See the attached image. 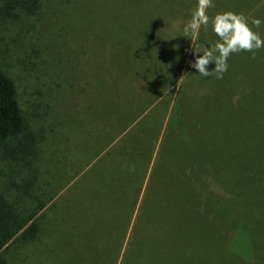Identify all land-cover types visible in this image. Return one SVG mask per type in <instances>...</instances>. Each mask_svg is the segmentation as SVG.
I'll list each match as a JSON object with an SVG mask.
<instances>
[{
	"label": "rangeland",
	"instance_id": "1",
	"mask_svg": "<svg viewBox=\"0 0 264 264\" xmlns=\"http://www.w3.org/2000/svg\"><path fill=\"white\" fill-rule=\"evenodd\" d=\"M232 2L236 8L243 6V15L253 31L264 39V0ZM114 3L108 0L99 5L102 18L94 28L100 31L96 33L97 38H92L89 27L84 29L75 22L65 26L58 37L40 34V44L46 51L36 69L38 78L31 79L35 85L28 88V95L23 94V98L29 103L41 102L43 111H48L46 104L53 110L49 116L53 130L46 143L47 152L41 159L42 178L50 179L47 195L59 189L68 191L59 203L60 210L69 215L84 202L82 195H75L71 185L78 177L73 183L71 178L80 171L86 174L91 166L86 167L87 163L104 147L111 143L114 146L121 140L124 134L116 137L125 129L123 125L132 123L127 129L132 128V138L147 123L155 121L156 131L147 143L136 141L140 150L148 146L143 155L139 158L137 153L128 154L122 160L127 164L124 190L132 198L136 197L137 203L129 212L125 239L114 264H122L132 240L154 166V177L159 179L160 172L165 174L166 190L163 191L167 193L161 195L162 189L156 185L154 196L159 197L156 202L162 204L165 197L170 200L167 214L161 213L156 224L163 227L160 233L167 232L166 238L171 244L161 260L153 258L151 264H264V48L232 54L227 72L222 79H217L215 72L204 77L192 67L196 58L194 47L215 45L218 40L211 27L202 28L193 41L179 38L182 39L180 45L176 39L173 44L177 42V48L175 52L172 50L176 60L169 65L172 68L167 71L159 65L155 73L154 81L158 82L154 84L159 85L158 89L147 93V83L140 85V94L129 103L130 112L122 115L120 125L108 126L97 119L109 95L115 92V89L109 92L108 78L114 71L115 80L122 83L120 77L135 65L121 53L113 55L104 51L102 39L106 42L124 36L122 22L116 26L109 23L108 18L104 19L105 15L116 13L115 9L121 10L120 2L114 0ZM82 8L79 6L73 13L78 15L81 10L86 14L90 9ZM253 19L261 21L259 28L251 24ZM156 39H150L155 47L159 44ZM77 48L89 55L84 59ZM180 48L185 50L181 60ZM177 66H180L177 70L173 69ZM213 68L214 64H210L209 69ZM26 71L22 69L20 74ZM169 72H176L177 80ZM70 76L75 78V83L68 80ZM28 77L27 73L25 80ZM50 86L54 87L55 96ZM160 89L158 98L149 104ZM37 90L42 91V95L36 93ZM142 111V115L138 114ZM101 129L107 134L93 140L91 135ZM95 167L98 169L99 164ZM171 180L175 187L168 199L167 182ZM127 216L125 211L123 217ZM145 222L143 217L139 225ZM71 242L69 239L66 243ZM70 245L64 247L66 250L55 246L57 260L53 264H90L77 253H68L73 250ZM164 246L163 241L158 240L156 249H164Z\"/></svg>",
	"mask_w": 264,
	"mask_h": 264
},
{
	"label": "trees",
	"instance_id": "2",
	"mask_svg": "<svg viewBox=\"0 0 264 264\" xmlns=\"http://www.w3.org/2000/svg\"><path fill=\"white\" fill-rule=\"evenodd\" d=\"M105 1L108 2L0 0V264H53L57 260L55 246L66 250L73 242L70 245L73 250L68 253H77L90 264H114L118 258L130 220L129 212L137 203V198H132L124 190L127 164L122 163V160L128 154L137 153L139 158L143 155L148 146L140 150L136 141L147 143L156 131V122L147 123L132 138V128L127 130L132 123L123 125L125 129L116 137L117 139L124 134L121 140L114 146L111 143L104 147L87 163L86 167L91 166L86 174L80 171L71 178L73 183L78 177L75 184H71L72 189L74 188L73 192L77 197L82 195L85 204L81 206L84 203L81 201L77 209H72L67 215L60 210L59 199L68 191L59 189L47 195L50 179L42 178L41 174V159L47 152L46 143L53 130L50 121L52 117L49 118L53 110L46 104L48 111H43L41 102L36 105L23 98V94L28 95V88L35 85L31 79L38 78L36 69L39 67L40 57L46 51L40 44V34L58 37L65 26L75 22L84 29L89 27L92 38H97L96 33L100 31L94 28L102 18L99 5ZM109 1L115 4L114 0ZM116 1L120 2L121 10L115 9L116 13L105 15L104 19L108 18L109 23L113 22L116 26L121 22L124 24V40L117 36L114 40L105 42L102 39L101 42L104 44V51L113 55L121 53L135 65L131 72L120 77L122 83H118L119 79L115 80L114 71L108 78L110 85L107 88L110 89L109 92L114 89L115 92L109 95L108 102L99 111L101 116L97 117L108 126L120 125L122 115H126V111L130 112L129 103L140 94V85L147 83V93L151 89H158L159 85L154 84L158 82L154 81L157 78L155 73H158L159 65H163L167 71L172 68L171 62L176 60L172 50L175 52L177 48V42L173 44L174 40H179L180 45L182 39L179 38L191 40L190 37L183 36L182 28L192 18L198 3V0ZM255 1L260 2L253 0L254 3ZM79 6L90 9H87L86 14L85 11L78 10V15H75L73 10ZM242 9L243 6L236 8L232 0H213V6L207 13L211 18L224 11L244 14L245 10ZM208 27H211V22ZM152 37L159 41L157 47L151 44ZM173 37L176 38L171 39ZM77 51L84 59L89 55V52L78 48ZM179 52L181 60L185 50L180 48ZM178 67L180 66L173 69L177 70ZM22 69L27 70L24 75L20 74ZM92 72L94 73V69ZM27 73L29 77L25 80ZM171 73L177 80L176 72H169ZM74 79L71 76L68 78L72 83H75ZM50 87L55 96L54 87ZM162 89L152 97L149 104L158 98ZM36 93L42 95L40 90ZM144 111L138 114L142 115ZM105 132L101 129L91 135V138L99 140L107 134ZM121 143L122 147L113 152ZM186 146L184 142L185 149ZM159 157L160 153L158 161ZM98 164L97 169L95 166ZM153 170L122 264H151L156 257L161 260L165 249L171 244L166 238L167 232L160 233L163 227L156 224V218H160L161 213L167 214L170 202L165 197L162 204H159L156 202L159 197L154 196L156 185L162 189L161 195L166 190L163 179L165 174L160 172L158 179L154 177L156 166ZM84 175L87 177L83 180ZM167 184L170 199L175 182L171 180ZM56 198L58 199L55 200ZM125 211L128 214L126 218L123 217ZM143 217L146 222L140 226L139 222ZM172 237L169 239L172 240ZM69 239L72 242L66 243ZM158 240L163 241L164 249H156Z\"/></svg>",
	"mask_w": 264,
	"mask_h": 264
},
{
	"label": "clouds",
	"instance_id": "3",
	"mask_svg": "<svg viewBox=\"0 0 264 264\" xmlns=\"http://www.w3.org/2000/svg\"><path fill=\"white\" fill-rule=\"evenodd\" d=\"M212 6L213 0H198L192 18L183 24L182 31L183 36L190 37L193 41L198 38L201 29H207L211 22V30L218 40L215 45L206 44L202 48L193 46L196 58L192 67L201 76L208 77L215 72L216 78L222 79L228 70V59L232 54L264 48V39L258 32L253 31L248 18L243 14L224 11L210 18L207 10ZM251 24L259 28L261 21L253 19ZM210 64H214L211 70Z\"/></svg>",
	"mask_w": 264,
	"mask_h": 264
}]
</instances>
